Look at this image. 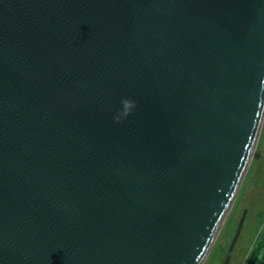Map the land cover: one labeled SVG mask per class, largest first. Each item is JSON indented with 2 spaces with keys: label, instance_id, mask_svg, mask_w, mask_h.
Here are the masks:
<instances>
[{
  "label": "water",
  "instance_id": "obj_1",
  "mask_svg": "<svg viewBox=\"0 0 264 264\" xmlns=\"http://www.w3.org/2000/svg\"><path fill=\"white\" fill-rule=\"evenodd\" d=\"M263 119L264 0H0V264H203Z\"/></svg>",
  "mask_w": 264,
  "mask_h": 264
},
{
  "label": "rangeland",
  "instance_id": "obj_2",
  "mask_svg": "<svg viewBox=\"0 0 264 264\" xmlns=\"http://www.w3.org/2000/svg\"><path fill=\"white\" fill-rule=\"evenodd\" d=\"M245 210L229 264H264V119L248 170L203 264L223 262Z\"/></svg>",
  "mask_w": 264,
  "mask_h": 264
},
{
  "label": "clouds",
  "instance_id": "obj_3",
  "mask_svg": "<svg viewBox=\"0 0 264 264\" xmlns=\"http://www.w3.org/2000/svg\"><path fill=\"white\" fill-rule=\"evenodd\" d=\"M121 105V110L114 117V120L117 123L121 122L122 119H126L128 116H130L137 106L134 100L128 98L123 99L121 101Z\"/></svg>",
  "mask_w": 264,
  "mask_h": 264
}]
</instances>
